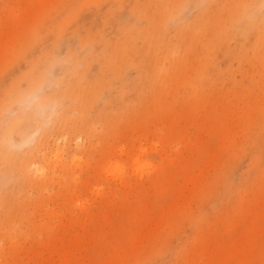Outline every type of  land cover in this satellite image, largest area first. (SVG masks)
Here are the masks:
<instances>
[{
    "label": "rangeland",
    "instance_id": "obj_1",
    "mask_svg": "<svg viewBox=\"0 0 264 264\" xmlns=\"http://www.w3.org/2000/svg\"><path fill=\"white\" fill-rule=\"evenodd\" d=\"M0 264H264V0H0Z\"/></svg>",
    "mask_w": 264,
    "mask_h": 264
},
{
    "label": "bare ground",
    "instance_id": "obj_2",
    "mask_svg": "<svg viewBox=\"0 0 264 264\" xmlns=\"http://www.w3.org/2000/svg\"><path fill=\"white\" fill-rule=\"evenodd\" d=\"M182 11H183V9H182V8L180 9V7L177 6V7H176V10H175V15H176V13H177V14L179 13V14L181 15ZM241 32H246V27H245V25L242 26V28H241ZM111 53H112V52H111ZM37 83H39V80H37V78H36V81H35L34 85L36 86ZM78 90H79V87H78L77 84H75L73 87H70V88H69V92H70L71 94H73V95H75L76 92H77ZM55 112H56V110H55V108H54V109L52 110V114H54ZM6 132H7V133H6V136H5L6 145H5V155H4V158H5L8 162L13 163V159H12L13 155H12V153H11L12 148H22L23 145H25V144L28 142V140L24 138V139H22V141H20V142H15L14 138H12V136L9 135V130H6ZM37 171H40V169L37 168Z\"/></svg>",
    "mask_w": 264,
    "mask_h": 264
},
{
    "label": "clouds",
    "instance_id": "obj_3",
    "mask_svg": "<svg viewBox=\"0 0 264 264\" xmlns=\"http://www.w3.org/2000/svg\"><path fill=\"white\" fill-rule=\"evenodd\" d=\"M146 164H147V166H149V167L151 166V163H150V162H146Z\"/></svg>",
    "mask_w": 264,
    "mask_h": 264
}]
</instances>
